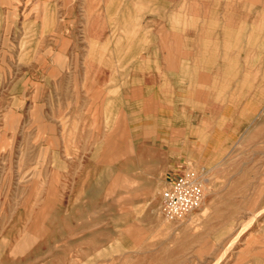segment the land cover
I'll return each instance as SVG.
<instances>
[{"label": "rangeland", "instance_id": "1", "mask_svg": "<svg viewBox=\"0 0 264 264\" xmlns=\"http://www.w3.org/2000/svg\"><path fill=\"white\" fill-rule=\"evenodd\" d=\"M263 5L0 0V264H264Z\"/></svg>", "mask_w": 264, "mask_h": 264}, {"label": "built area", "instance_id": "2", "mask_svg": "<svg viewBox=\"0 0 264 264\" xmlns=\"http://www.w3.org/2000/svg\"><path fill=\"white\" fill-rule=\"evenodd\" d=\"M204 200L202 181L191 172L173 178L161 194L162 214L180 220L196 210Z\"/></svg>", "mask_w": 264, "mask_h": 264}, {"label": "bare ground", "instance_id": "3", "mask_svg": "<svg viewBox=\"0 0 264 264\" xmlns=\"http://www.w3.org/2000/svg\"><path fill=\"white\" fill-rule=\"evenodd\" d=\"M250 1H251V0H250ZM254 2H255V0H254ZM249 3H250V2H248V6H250ZM254 4H255V3H254ZM262 4H263V3H262ZM263 6H264V5H263ZM248 8H249V7H248ZM248 8H247V9H248ZM247 9H246V10H247ZM120 11H121V10H120ZM248 11H249V10H248ZM262 13H263V12H262ZM114 14H115V13H114ZM262 15H263V14H262ZM263 16H264V15H263ZM261 18H262V17H261ZM261 18H260V19H261ZM263 19H264V18H263ZM132 20H133V19H132ZM123 21H124V20H123ZM260 21H261V20H260ZM123 23H124V22H123ZM244 25H245V24H244ZM242 28H243V27H242ZM256 28H257V27H256ZM238 35H239V34H238ZM247 35H248V34H247ZM246 38H247V37H246ZM237 40H238V39H236L235 42H237ZM248 40H249V39H248ZM143 43H144V41H143ZM143 43H142V44H143ZM119 44H120V43H119ZM145 44H146V43H145ZM205 45H206V44H205ZM236 45H237V44H236ZM233 47H234V46H233ZM234 48H235V47H234ZM234 48H233V50H234ZM177 50H178V49H177ZM236 51H237V50H236ZM238 51H239V50H238ZM121 58H122V56H121ZM130 60H132V58H131ZM119 61H120V60H119ZM141 61H142V60H141ZM244 65H245V64H244ZM206 77H207V76H206ZM204 78H205V77H204ZM202 80H203V79H202ZM204 84H205V83H204ZM109 93H110V92H109ZM199 93H200V92H199ZM104 99H105V98H104ZM105 100H106V99H105ZM105 100H104V101H105ZM128 134H129V133H128ZM194 231H196V230H194ZM192 232H193V231H192ZM195 233H196V232H195Z\"/></svg>", "mask_w": 264, "mask_h": 264}, {"label": "crops", "instance_id": "4", "mask_svg": "<svg viewBox=\"0 0 264 264\" xmlns=\"http://www.w3.org/2000/svg\"><path fill=\"white\" fill-rule=\"evenodd\" d=\"M180 174H173V176H171L169 179H170V181L173 179V178H175V177H177V176H179ZM169 183V182H168ZM168 185V184H167Z\"/></svg>", "mask_w": 264, "mask_h": 264}]
</instances>
